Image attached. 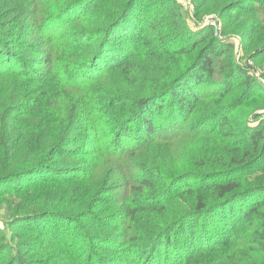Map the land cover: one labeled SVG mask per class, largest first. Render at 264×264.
Instances as JSON below:
<instances>
[{"label": "trees", "instance_id": "16d2710c", "mask_svg": "<svg viewBox=\"0 0 264 264\" xmlns=\"http://www.w3.org/2000/svg\"><path fill=\"white\" fill-rule=\"evenodd\" d=\"M181 9L0 0V264H264V87Z\"/></svg>", "mask_w": 264, "mask_h": 264}, {"label": "rangeland", "instance_id": "374dc122", "mask_svg": "<svg viewBox=\"0 0 264 264\" xmlns=\"http://www.w3.org/2000/svg\"><path fill=\"white\" fill-rule=\"evenodd\" d=\"M176 0L180 5L181 13L189 28V34L182 33L181 39L199 38L203 33L208 30H213L214 38L224 45L233 46V57L235 64L247 71L252 77H254L258 84L264 87V16H261L262 21L260 24L252 21L251 12L253 10L258 11L259 6L254 4L250 0ZM243 1H247L246 5ZM226 4L231 6L228 8ZM261 8V7H260ZM207 9V10H206ZM150 12V11H149ZM168 20H164V25H169ZM166 29L164 33L169 31ZM189 38V39H190ZM223 49H225L223 47ZM225 58L219 61H224ZM258 85V88H261ZM264 89V88H261ZM243 114H248L247 108H239ZM258 114L264 117V110L257 111ZM254 115L250 116L251 120H254ZM262 117V118H263ZM6 223L7 221L4 220ZM0 228L6 233L8 242L3 243V247L10 246L15 247L16 236L18 230L15 228H5L4 223H0ZM9 228V229H8ZM21 233H19L20 235ZM5 235V237H6ZM13 240V242H12ZM15 255V252H12ZM56 257L57 260H63L59 253L47 258L41 256L42 263L50 261ZM1 260V258H0ZM40 263V262H38ZM41 264V263H40Z\"/></svg>", "mask_w": 264, "mask_h": 264}]
</instances>
